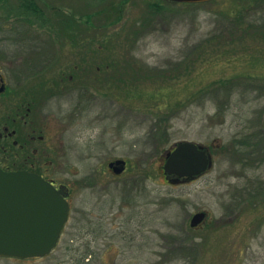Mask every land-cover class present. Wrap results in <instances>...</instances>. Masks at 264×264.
I'll return each instance as SVG.
<instances>
[{"label": "rangeland", "instance_id": "obj_1", "mask_svg": "<svg viewBox=\"0 0 264 264\" xmlns=\"http://www.w3.org/2000/svg\"><path fill=\"white\" fill-rule=\"evenodd\" d=\"M43 1L38 17L0 0V131L44 94L30 95L35 81L50 88L45 99L62 77L71 150L59 156L49 138L48 156H18L0 141L1 158L32 171L36 157L47 179L70 188L71 214L51 254L0 264H264V0H215L197 16L129 0L120 21L104 11L122 0ZM229 34L237 41L220 45ZM79 100L91 108L75 123ZM107 106L119 115L108 130L81 127ZM181 142L204 145L214 166L175 185L163 165ZM121 159L116 174L108 165ZM199 212L206 219L191 227Z\"/></svg>", "mask_w": 264, "mask_h": 264}, {"label": "water", "instance_id": "obj_2", "mask_svg": "<svg viewBox=\"0 0 264 264\" xmlns=\"http://www.w3.org/2000/svg\"><path fill=\"white\" fill-rule=\"evenodd\" d=\"M197 4L213 0H167ZM0 76V93L5 85ZM126 162L109 164L116 174L124 171ZM214 166L209 149L191 142L178 143L167 154L165 174L175 175L170 183L193 181ZM182 178V180H181ZM69 192L62 185L57 189L42 176L27 172H6L0 163V257L20 260L43 258L58 246L70 217ZM207 217L195 214L191 227H197Z\"/></svg>", "mask_w": 264, "mask_h": 264}, {"label": "flooded vegetation", "instance_id": "obj_3", "mask_svg": "<svg viewBox=\"0 0 264 264\" xmlns=\"http://www.w3.org/2000/svg\"><path fill=\"white\" fill-rule=\"evenodd\" d=\"M39 78L44 82V79L42 77ZM41 86H42V82L35 81L34 88L28 89V92L30 93V95L37 96L40 92L45 94L46 91L50 89L48 88V85L45 88H41ZM53 89L55 90V92H51L45 99H42L44 94L38 97H33L34 99H32V102L28 104L27 108L21 112H18L15 115V118L12 119V122L10 124H5V126L2 128V131H0V141L10 143L11 148L15 150L16 155L48 156L45 153V151L50 146L46 145L45 143L49 138L50 139L53 138L58 141L59 156L66 155L65 152H62V150L63 151L71 150V145L68 144V142L66 144V142L64 141L67 130L66 131L64 130V132L62 131V114L64 113L62 107V99L64 98H62V96L65 95L64 93L62 94V77L60 78L59 83L53 85ZM74 98L73 96H70L68 99H74ZM23 105L24 104H20L18 107L22 109L24 107ZM80 105L81 102L79 100V106L77 107L79 108L80 113L74 115L73 118L76 119L74 120L75 123L77 122L78 119L79 120L84 119L85 116H83L82 113L84 111H88L91 108L89 107L88 109V107L80 106ZM104 108H105L104 111H99V112L105 114V112L109 111L106 115L103 114L100 117H96V119L90 118L91 117L90 116L83 125L81 124L82 125L81 127L103 126L106 130H108L106 122L109 121L110 125L115 124L114 120H116L119 117V115H116L115 110H110L109 106ZM53 115L55 116L54 119H50V117ZM109 122L107 124H109ZM113 131L118 133V128L116 130L113 129ZM120 133L121 130H119L118 134ZM104 135H106L105 131L100 134L98 141L99 143L97 144V146L103 144ZM75 144L77 143L75 142ZM99 147L101 148V150H103V147L101 146ZM4 150H5L4 148L2 152L0 150L1 160H2L1 156H3ZM31 160L33 164L30 165V167L35 169L38 174H40L42 177L47 179L42 173L43 167L38 164L36 157H34ZM48 180L51 183H53V185L56 188H58V185L62 186V182L58 184V182L54 178H50V179L48 178ZM68 192H69V196L67 199L70 202V198H71L70 189H68Z\"/></svg>", "mask_w": 264, "mask_h": 264}, {"label": "trees", "instance_id": "obj_4", "mask_svg": "<svg viewBox=\"0 0 264 264\" xmlns=\"http://www.w3.org/2000/svg\"><path fill=\"white\" fill-rule=\"evenodd\" d=\"M128 1L129 0H122V3H120L119 6H117V7L113 6L111 8L109 6L104 12L105 13H111L113 15H115V14L118 15L119 16L118 21H120L123 17V13H124V5H127ZM18 2H19L18 7H19L21 13L34 14V16H38V17H43V15H45V3L43 0H18ZM214 2H216V1H214ZM169 3H171V2H168L166 0H158L157 2L150 3L148 7L151 10H153L155 13L165 15L168 12V4ZM171 4L182 5V6L187 5V7H191L192 9H194L193 11L197 16L199 13H201V11L199 12L200 8H202V6L206 3H204V4H175V3H171ZM57 11H59V10H57ZM100 13H102V12H99L98 14H100ZM65 19H66V21H64V25L73 24L75 22L74 21L75 15H72L70 17L63 15L62 21ZM245 19H246V17H245ZM76 26H78V24ZM135 27H137V26H134V28ZM137 31H138V29H137ZM242 33H244V31ZM248 37H250L249 34L247 35V38ZM237 39H238V36L234 37L233 34H229V38L226 40H222L220 42V45L232 44L235 41H237ZM240 40L243 41L242 37L240 38Z\"/></svg>", "mask_w": 264, "mask_h": 264}]
</instances>
